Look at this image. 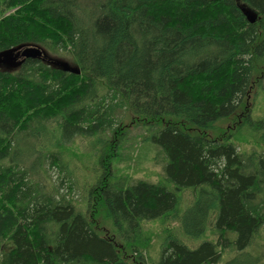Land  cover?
I'll return each mask as SVG.
<instances>
[{
	"label": "trees",
	"instance_id": "1",
	"mask_svg": "<svg viewBox=\"0 0 264 264\" xmlns=\"http://www.w3.org/2000/svg\"><path fill=\"white\" fill-rule=\"evenodd\" d=\"M20 45L81 74L32 59L0 71V264L264 254L250 250L264 228V0H0V52ZM133 127L157 146L156 182L115 171Z\"/></svg>",
	"mask_w": 264,
	"mask_h": 264
},
{
	"label": "rangeland",
	"instance_id": "2",
	"mask_svg": "<svg viewBox=\"0 0 264 264\" xmlns=\"http://www.w3.org/2000/svg\"><path fill=\"white\" fill-rule=\"evenodd\" d=\"M43 48V47H41ZM44 49V48H43ZM45 50V49H44ZM46 51V50H45ZM49 57H52L54 59L63 61L71 65L72 67H75L72 63V61L64 56L65 54H52L48 52ZM261 105H258V109H256V113L260 116H264V103L259 102ZM260 107V108H259ZM262 108V109H261ZM126 113V112H125ZM123 113L122 117V122L121 125H124L125 127H129L130 123V116L128 114ZM145 130L143 128H130V130L127 133V140L124 142L123 147L121 149V159L114 160V167L115 171L117 173L122 172L125 174H128L131 176L133 180H147L148 182H156L160 174L163 173V167L160 165H157L154 163L153 158L156 156L158 149L157 146H155L152 142H146L142 140V134H144ZM112 136L111 132H106L104 134V138H109ZM111 139V138H110ZM29 143L27 145H37L39 146L41 142H37L35 140L28 141ZM74 144H72L73 146ZM253 144L248 145L247 149L249 150L252 147ZM43 147H46V145H43ZM254 146V145H253ZM40 147V146H39ZM72 148L71 146H68ZM72 148L76 153H83L82 156L86 155L89 151H91V148H86V146H82L80 142L77 143V145L73 146ZM71 149V150H72ZM61 150V149H60ZM260 151L264 152V148ZM77 166L81 169L80 163L76 162ZM73 167L75 169V162L73 161L72 163ZM92 165H94L93 162H87L86 166L84 167L86 171L92 168ZM52 165H50V162L47 164V170H48V175L45 176V180L43 181L46 183L47 186H51L52 184L55 185H60V174L57 170L56 167L51 168ZM89 168V169H88ZM90 171H88L89 174ZM82 175V172H81ZM83 182V181H82ZM81 186V185H80ZM65 191V189H64ZM189 197H186V199H190V195H187ZM75 198L76 200L80 201V194L77 192L75 193ZM145 227L150 229L151 231L154 232V234H160L161 233V227L153 224H146ZM158 239L155 240L154 243V249L152 250V255L157 257V251H158ZM199 242V241H198ZM197 242V243H198ZM252 252L256 251H261L264 253V228L261 231L260 237L256 240L254 247L250 248ZM229 252V250H228ZM236 252H229L226 253V255L223 258V262L221 264H224L226 260L230 259L232 255H234ZM263 257L264 260V254H258L252 256L250 259L249 263L255 264L257 261L261 262ZM240 260L247 261L249 259V255L243 254L241 257H239Z\"/></svg>",
	"mask_w": 264,
	"mask_h": 264
},
{
	"label": "water",
	"instance_id": "3",
	"mask_svg": "<svg viewBox=\"0 0 264 264\" xmlns=\"http://www.w3.org/2000/svg\"><path fill=\"white\" fill-rule=\"evenodd\" d=\"M241 11L249 23L253 24L257 21L258 15L253 10L244 6L241 8ZM16 53H20L24 59L47 60L49 58L47 52L40 46L20 45L15 48L0 52V68L6 67V70L8 71H13L19 68L22 65V62L16 63L13 61V55ZM48 61L51 66H54L64 72H68L75 75L81 74V71L77 66L72 67L66 62L60 60H53L50 58Z\"/></svg>",
	"mask_w": 264,
	"mask_h": 264
},
{
	"label": "flooded vegetation",
	"instance_id": "4",
	"mask_svg": "<svg viewBox=\"0 0 264 264\" xmlns=\"http://www.w3.org/2000/svg\"><path fill=\"white\" fill-rule=\"evenodd\" d=\"M13 61L16 62V63L22 61V62L24 63V62L26 61V59L22 58V56H21L20 53H16V54L13 55ZM44 63H47V61H45ZM2 69H3V70H1V71H4V70H6L7 68H6V67H3Z\"/></svg>",
	"mask_w": 264,
	"mask_h": 264
}]
</instances>
